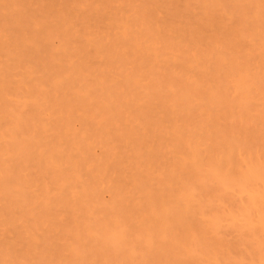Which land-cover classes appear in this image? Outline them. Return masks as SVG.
Listing matches in <instances>:
<instances>
[{
	"label": "rangeland",
	"instance_id": "obj_1",
	"mask_svg": "<svg viewBox=\"0 0 264 264\" xmlns=\"http://www.w3.org/2000/svg\"><path fill=\"white\" fill-rule=\"evenodd\" d=\"M263 20L264 0H0V264H264Z\"/></svg>",
	"mask_w": 264,
	"mask_h": 264
},
{
	"label": "bare ground",
	"instance_id": "obj_2",
	"mask_svg": "<svg viewBox=\"0 0 264 264\" xmlns=\"http://www.w3.org/2000/svg\"><path fill=\"white\" fill-rule=\"evenodd\" d=\"M214 1H215V0H214ZM254 2H255V0H254ZM259 3H260V2H259ZM254 6H255V5H254ZM43 7H44V6H43ZM48 7H49V5H48ZM261 7H262V6H261ZM46 8H47V7H46ZM258 8H259V7H258ZM255 9H257V8H255ZM48 10H49V9H48ZM148 11H149V10H148ZM49 12H50V11H49ZM149 13H150V12H149ZM152 13H153V12H152ZM244 13H245V12H244ZM14 14H15V13H14ZM25 14H26V13H25ZM56 14H57V13H56ZM15 15H16V14H15ZM17 15H18V14H17ZM19 15H20V14H19ZM23 15H24V14H22V16H23ZM31 15H32V13H31ZM47 15H48V14H47ZM51 15H52V14H51ZM143 15H144V14H143ZM145 15H146V14H145ZM149 15H150V14H149ZM20 16H21V15H20ZM20 16H19V17H20ZM22 16H21V17H22ZM32 16H33V15H32ZM49 16H50V14H49ZM59 16H60V15H59ZM16 17H17V16H16ZM16 17H15V18H16ZM27 17H29V16H27ZM150 17H151V15H150ZM15 18H14V19H15ZM35 18H36V16H35ZM60 18H61V17H60ZM148 18H149V16H148ZM148 18H147V19H148ZM16 19L18 20V18H16ZM28 19H29V18H28ZM30 19H31V18H30ZM235 19H236V18H235ZM240 19H244V18L241 17ZM17 20H16V23H17V22H20V21L22 20V18L20 19V21H17ZM23 20H24V18H23ZM61 20H62V18H61ZM222 20H223V19H222ZM237 20H238V18H237ZM245 20H246V19H245ZM25 21H26V20H25ZM30 21H31V20H30ZM48 22H49V21H48ZM48 22H47V23H48ZM258 22H259V23H258ZM258 22H257V24H260V25H261L260 27L263 29V25H264V24H263V23L261 24V23H260L261 21H258ZM262 22H264V20H263ZM16 23H15V24H16ZM20 23H22V22H20ZM20 23H19V25H20ZM23 23H25V22L23 21ZM23 23H22V24H23ZM251 23H254V22H251ZM17 24H18V23H17ZM25 24H26V23H25ZM28 24L30 25V23H28ZM238 24H239V23H238ZM241 24H242V23H241ZM62 25H63V24H62ZM242 25H244V24H242ZM23 26H24V25H23ZM23 26H22V27H23ZM25 26L27 27L28 25H25ZM49 26H50V25H49ZM148 26H149V24H148ZM151 26H152V25H151ZM173 26H174V25H173ZM173 26H171V27H173ZM15 27H16V26H15ZM20 27H21V25H20ZM26 27H25V30H26ZM28 27L30 28V26H28ZM47 27H48V26H47ZM57 27H58V26H57ZM57 27H56V29H57L56 31H58V29H59V28H57ZM149 27H150V26H149ZM149 27H148V28H149ZM153 27H154V26H153ZM169 27H170V26H169ZM237 27H238V26H237ZM249 27H250V26H249ZM251 27H252V25H251ZM255 27H256V25H255ZM255 27H254L253 29H255ZM155 28H156V27H155ZM13 29H14V28H13ZM15 29H17V28H15ZM251 29H252V28H251ZM253 29H252V30H253ZM256 29H257V28H256ZM258 29H259V28H258ZM18 30H19V28H18ZM41 30H42V29H41ZM50 30H51V27H50ZM52 30H53V27H52ZM54 30H55V29H54ZM169 30H170V29H169ZM259 30H260V29H259ZM14 31H15V30H14ZM148 31H149V30H148ZM150 31H151V30H150ZM39 32H40V31H39ZM58 32H59V31H58ZM68 32H69V31H68ZM157 32H158V31H157ZM20 33H21V32H20ZM45 33H46V32H45ZM53 33H54V31H53ZM55 33H57V32H55ZM16 34H17V35L19 34L18 31H17ZM34 34H35V33H34ZM47 34H48V32H47ZM50 34H51V31H50ZM67 34H68V33H67ZM155 34H156V33H155ZM157 34H158V33H157ZM22 35H23V34H22ZM37 35H38V34H37ZM153 35H154V34H153ZM43 36H45V35L43 34ZM50 36H51V35H50ZM50 36H49V37H50ZM52 36H53V35H52ZM61 36H62V35H61ZM63 36H64V35H63ZM165 36H167V35H165ZM165 36H164L163 38H165ZM169 36H170V35H169ZM169 36H168V37H169ZM41 37H42V36H41ZM149 37H150V36H149ZM161 37H162V36H161ZM35 38H36V37H35ZM46 38H48V37H46ZM145 38H146V36H145ZM159 38H160V37H159ZM200 38H201V37H200ZM147 39H148V38H147ZM174 39H175V38H174ZM201 39H202V38H201ZM160 40H161V39H160ZM163 40H164V39H163ZM163 40H162V41H163ZM172 40H173V39H172ZM184 40H186V39H184ZM162 41H161V42H162ZM164 41H165V44H163V45H165V47H167V46L169 47V46L171 45V44L169 45V43H167V45H166V41H167L166 38H165ZM168 41H169V40H168ZM176 41H180V40H176ZM205 41H206V40H205ZM148 42H149V41H148ZM174 42H175V41H174ZM172 43H173V42H172ZM177 43H178V42H177ZM201 43H202V42H201ZM236 43H237V42H236ZM39 44H40V43H39ZM155 44H156V43H155ZM161 44H162V43H161ZM202 44H203V43H202ZM231 44H232V43H231ZM24 45H25V43H24ZM156 45H157V44H156ZM174 45H175V44H174ZM28 46H29V45H28ZM171 46H172V45H171ZM175 46H176V45H175ZM179 46H180V44H179ZM187 46H188V45H187ZM190 46H191V45H190ZM192 46H193V45H192ZM215 46L217 47V45H215ZM230 46H231V45H230ZM233 46H234V45H233ZM25 47H27V46H25ZM183 47H184V45H183ZM103 48H104V47H103ZM133 48H134V47H133ZM153 48H154V46H153ZM163 48H164V47H163ZM163 48H162V49H163ZM179 48H180V47H179ZM225 48H226V47H225ZM229 48H230V47H229ZM77 49H78V47H77ZM168 49H169V48H167V50H168ZM170 49H171V47H170ZM175 49H176V48H175ZM185 49H186V48H185ZM222 49H223V48H222ZM235 49H236V48H235ZM25 50H26V49H25ZM79 50L82 51L81 49H79ZM136 50H137V49H136ZM172 50L174 51V47H173ZM179 50H180V49H179ZM186 50H187V49H186ZM213 50H214V49H213ZM181 51H182V50H181ZM214 51H215V50H214ZM233 51H234V50H233ZM26 52H27V51H26ZM40 52H41V51H40ZM169 52H170V50H169ZM209 52H211V51H209ZM215 52H216V51H215ZM67 53H68V52H67ZM77 53H79V52H77ZM77 53H75V54H77ZM83 53H84V52H83ZM83 53H82V54H83ZM106 53H107V52H106ZM106 53H105V54H106ZM176 53H178V52L176 51ZM189 53H190V52H189ZM202 53L205 54V52H202ZM31 54H32V52H31ZM80 54H81V53H80ZM99 54H100V53H99ZM179 54H181V53H179ZM184 54L186 55V53H184ZM187 54H188V53H187ZM207 54H208V53H207ZM207 54H206V55H207ZM21 55H22V54H21ZM83 55H84V54H83ZM116 55H117V54H116ZM118 55H119V54H118ZM120 55H121V54H120ZM189 55H190V54H189ZM209 55H210V54H209ZM214 55H216V54H214ZM219 55H220V54H219ZM76 56H77V55H76ZM108 56H109V55H108ZM212 56H213V55H212ZM223 56H224V55H223ZM115 57H116V56H115ZM185 57H186V56H185ZM203 57H205V56H203ZM203 57H201V58H203ZM207 57H208V56H207ZM216 57H217V56H216ZM83 58H84V57H83ZM87 58H88V57H87ZM113 58H114V57H112V60H113ZM186 58H187V57H186ZM205 58H206V57H205ZM225 58H226V57H225ZM232 58H233V57H232ZM234 58H235V57H234ZM39 59H40V58H39ZM65 59H66V58H65ZM80 59H81V58H80ZM183 59H184V58H183ZM187 59H188V58H187ZM187 59H186V60H187ZM216 59H218V57H217ZM139 60H141V59H139ZM186 60H185V61H186ZM207 60H208V59H207ZM207 60H206V61H207ZM229 60H231V58H230ZM40 61H43V60L41 59ZM52 61H53V60H52ZM61 61H62V60H61ZM67 61H69V60H67ZM141 61L143 62L144 60H141ZM220 61H221V60H220ZM220 61H219V62H220ZM236 61H237V60H236ZM247 61H248V60H247ZM43 62H44V61H43ZM65 62H66V61H65ZM70 62H71V61H70ZM219 62H218V65L221 64V63H219ZM230 62H231V61H230ZM47 63H48V62H47ZM49 63H50V62H49ZM53 63H54V62H53ZM81 63H82V62H81ZM111 63H112V62H111ZM143 63H144V62H143ZM143 63H142V64H143ZM148 63H149V62H148ZM148 63H147V64H148ZM234 63H235V62H234ZM77 64H78V63H77ZM216 64H217V63H216ZM243 64H245V63H243ZM246 64H249V61H248V63H246ZM47 65H48V64H46L45 66H47ZM49 65H50V64H49ZM49 65H48V66H49ZM60 65H61V63H60ZM73 65H74V64H73ZM143 65H144V64H143ZM143 65H142V67H143ZM145 65H146V64H145ZM145 65H144V66H145ZM148 65H149V64H148ZM219 66H222V64L219 65ZM232 66H233V65H232ZM249 66H250V65H249ZM38 67H39V66H38ZM81 67L83 68V65H82ZM233 67L235 68V66H233ZM233 67H232V68H233ZM240 67H241V66H240ZM243 67H245V66L243 65ZM246 67H247V66H246ZM40 68H42V66H41ZM43 68H44V67H43ZM50 68H51V67H50ZM84 68H85V67H84ZM217 68H218V67H217ZM221 68H222V67H221ZM249 68H250V67H249ZM249 68H248V69H249ZM63 69H64V68H63ZM76 69H77V67H76ZM185 69H186V68H185ZM237 69H238V68H237ZM59 70H60V69H59ZM77 70H78V69H77ZM84 70H85V69H82V72H84ZM249 70H250V69H249ZM54 71H55V70H54ZM56 71H57V70H56ZM64 71H65V70H64ZM64 71H63V72H64ZM75 71H76V70H75ZM79 71H81V70H79ZM239 71H240V70H239ZM244 71H246V70H244ZM76 72H77V71H76ZM57 73H58V71H57ZM61 73H62V72H61ZM78 73H79V72H78ZM186 73H187V72H186ZM186 73H185V74H186ZM244 73H245V72H244ZM54 74H56V72H55ZM63 74H64V73H63ZM168 74H169V73H168ZM185 74H183V75L185 76ZM259 74H260V73H259ZM61 75H62V74H61ZM186 75H187V74H186ZM245 75H247V74L245 73ZM249 75H250V74H249ZM56 76L58 77L59 75L56 74ZM59 77H60V76H59ZM169 77H170L171 80H172V74H169ZM169 77H168V79H170ZM176 77H177V76H176ZM188 77H190V75H189ZM260 77H261V76H260ZM49 78H50V77H49ZM55 78H56V77H55ZM53 79H54V78H53ZM175 79H177V78H175ZM178 79H179V78H178ZM190 79H191V77H190ZM227 79H229L228 76H227ZM242 79H243V78H242ZM244 79H245V78H244ZM252 79H253V78H252ZM256 79H257V78H256ZM263 79H264V78H263ZM48 80H49V79H48ZM50 80H51V78H50ZM58 80H60V79H58ZM171 80H168L169 82H168V81H167V82H168V83H170V82L172 83L173 80H172V81H171ZM179 80H180V79H179ZM179 80H177V81H179ZM216 80H217V78H216ZM216 80H215V81H216ZM225 80H226V79H225ZM261 80H262V79H261ZM261 80H260V82H261ZM181 81H182V80H181ZM51 82H52V80H51ZM59 82H60V81H59ZM63 82H65V81L63 80ZM67 82H69V81H67ZM67 82H66V83H67ZM179 82H180V81H179ZM179 82H178V84H179ZM188 82H189V81H188ZM198 82H199V81H198ZM202 82H203V81H202ZM217 82H218V81H216L215 83L217 84ZM219 82H220V81H219ZM219 82H218V83H219ZM223 82H224V81H223ZM223 82H222V83H223ZM246 82H247V81H245V84H246ZM252 82H253V81H252ZM252 82H251V83H252ZM163 83H165V82H163ZM168 83H167V84H168ZM171 83H170V84H171ZM174 83H175V81H173V83H172L171 85H173ZM229 83H230V81H228L227 84H229ZM242 83H243V80H242ZM249 83H250V82H249ZM70 84L72 85V82H71ZM70 84H68V86H69ZM176 84H177V83H176ZM176 84H175V86H176ZM181 84H182V83H181ZM193 84H194V83H191L190 85L193 86ZM195 84H196V83H195ZM197 84H199V83H197ZM197 84H196V85H197ZM204 84H205V83H204ZM53 85H54V84H53ZM155 85H156V82H155ZM163 85H165V84H163ZM218 85H220V84H218ZM241 85H242V84H241ZM249 85H250V84H249ZM256 85H257V84H256ZM178 86H179V85H178ZM184 86H186V84H184ZM200 86H201V85H200ZM204 86H205V85H204ZM247 86H248V85H247ZM247 86H246V88H247ZM63 87H65V86H63ZM63 87H62V88H63ZM156 87H157V86H156ZM190 87H191V86H190ZM212 87H213V86H212ZM217 87H218V86H217ZM222 87H223V86H222ZM224 87H226V86L224 85ZM244 87H245V86H244ZM56 88H57V87H56ZM59 88H60V87H59ZM59 88H58L57 90H59ZM62 88H60V89H62ZM184 88H186V87H184ZM184 88H183V89H184ZM188 88H189V87H188ZM188 88H187V90H188ZM241 88H242V87H241ZM190 89H192V88H189V90H190ZM204 89H205V88H204ZM217 89L220 90L221 88L219 87V88H217ZM225 89H227V88H225ZM197 90H198V89H197ZM218 90H217V91H218ZM221 90H222V89H221ZM223 90H224V88H223ZM223 90H222V91H223ZM245 90H246V89H245ZM222 91H221V92L219 91L220 94L222 93ZM224 91H225V90H224ZM226 91H228V90H226ZM179 92H180V91H179ZM179 92H178L177 89H176V93H179ZM182 92H183V90H182ZM201 92H202V91H201ZM204 92H205V91H204ZM204 92H203V93H204ZM180 93H181V92H180ZM186 93H187V92H186ZM208 93H210V92L208 91ZM214 93H215V92H214ZM226 93H227V92H226ZM184 94H185V93H184ZM194 94H195V93H193V95H194ZM199 94H200V91H199ZM174 95H175V94H174ZM179 95H180V94H179ZM193 95H192V96H193ZM200 95H202V94H200ZM200 95H199V96H200ZM203 96H204V95H202L201 97H203ZM177 97H179V96L177 95ZM184 97H185V95H184ZM194 97H195V99H196L197 96H194ZM221 97H222V96H221ZM185 98L188 100L187 97H185ZM197 98H200V97H197ZM203 98H204V97H203ZM207 98H208V97H207ZM211 98H212V97H211ZM223 98H224V97H223ZM172 99H173V98H172ZM218 99H219V98H218ZM63 100H64V99H63ZM182 100H183V99H181V101H182ZM201 100H202V99H201ZM119 101H121V100H118V102H119ZM184 101H185V100H184ZM184 101H182V102H184ZM206 101H207V100H206ZM219 101H220V100H219ZM172 102H173V101H172ZM177 102H178V101H177ZM192 102H193V101H192ZM192 102H191V103H192ZM207 102H208V101H207ZM215 102H216V101H215ZM84 103H85V102H84ZM212 103H213V102H212ZM218 103H219V102H218ZM231 103H233V102H231ZM116 104H117V101H116ZM118 104H121V105L123 104V105H124L125 103H122V101H121V103H118ZM214 104H215V103H214ZM220 104H221V103H220ZM229 104H230V103H229ZM229 104H228V105H229ZM83 105H84V104H83ZM85 105H86V104H85ZM121 105H120V106H121ZM179 105H180V104H179ZM189 105H190V104H189ZM120 106L116 105V109H119V108H117V107H120ZM179 107H180V106H179ZM213 107H215V106H213ZM101 108H102V107H101ZM110 108H112V107H110ZM182 108H183V107H182ZM199 108H201V107H199ZM112 109H113V111H114L115 108H112ZM109 110H110V109H109ZM197 110H199V109L197 108ZM111 111H112V110H111ZM92 112H93V111H92ZM96 112H98V111H96ZM107 112H109V111H107ZM114 112H115V111H114ZM117 112H120V111H117ZM181 112H182V111H181ZM184 112H185V110H184ZM93 113H94V112H93ZM101 113H102V112H101ZM103 113H104V112H103ZM111 113H112V112H111ZM121 113H122V112H121ZM176 113H177V112H176ZM97 115H98V114H97ZM97 115H96V116H97ZM102 115H103V114H102ZM108 115H110V113H109ZM112 115H114V117H115V114H112ZM172 115H173V114H172ZM174 115H176V114H174ZM103 116H106V115L104 114ZM116 116H117V115H116ZM118 116H119V115H118ZM137 116H138V115H137ZM108 117H109V116H108ZM108 117H107V118H108ZM120 117H121V115H120ZM174 117H175V116H174ZM176 117L178 118V116H176ZM176 117H175V118H176ZM111 118H112V117H111ZM111 118H110V119H111ZM122 118H123V117H122ZM180 119H181V118H180ZM202 119H203V118H202ZM173 120H175V119H173ZM176 120H177V119H176ZM183 120H184V119L182 118V122H184ZM186 120H187V119H186ZM109 121H110V120H109ZM109 121H108V122H109ZM177 121H178V120H177ZM206 121H207V120H206ZM187 123H188V122H187ZM187 123H186V125L188 126ZM201 123H202V122H201ZM192 124H194V121H193ZM199 124H200V123H199ZM186 125H184V126H186ZM195 125H196V123H195ZM201 125L203 126V124H201ZM201 125H200V126H201ZM207 125H208V124L206 123V127H207ZM187 126H186V127H187ZM193 126H194V125H193ZM204 126H205V124H204ZM213 126H215V125H213ZM190 127H191V126H190ZM206 127H205V128H206ZM218 127H219V126H218ZM202 128H203V127H202ZM217 129H218V128H217ZM217 129H216V130H217ZM202 130H204V128H203V129L200 128L201 133H202ZM219 130H220V129H219ZM187 131H188V130H187ZM187 131H186V133H187ZM217 131H218V130H217ZM221 131H222V130H221ZM222 132H223V131H222ZM184 133H185V130H184ZM188 133H189V132H188ZM203 133H205V132H203ZM206 133H207V134H211V132H208V131H206ZM206 133H205V134H206ZM197 134H198V133H197ZM197 134H196V135H197ZM207 134H206V135H207ZM215 134H216V132H215ZM206 135H205V136H206ZM212 135H213V134H212ZM200 136H201V135H200ZM208 136H209V135H208ZM208 136H206L207 140H208ZM223 136H224V135H223ZM196 137H197V136H196ZM209 137H211V136H209ZM194 138H195V137H194ZM194 138H192V140H193ZM211 138H213V136H212ZM189 139H190V138H189ZM201 139H203L202 136H201ZM209 140H210V139H209ZM190 141H191V140H190ZM199 141H200V140H199ZM199 141H198V142H199ZM204 141H205V137H204ZM210 141H211V140H210ZM229 141H230V140H229ZM201 142H203V141H201ZM207 142H208V141H207ZM230 142H232V141H230ZM234 142H235V141H234ZM224 143L226 144V141H224ZM224 143H223V144H224ZM228 143H229V142H228ZM189 145H192V143L189 144ZM197 145H198V144H197ZM228 145H230V144H228ZM232 145H234V143H233ZM232 145H231V146H232ZM222 146H223V145H222ZM224 146H225V145H224ZM224 146H223V147H224ZM213 147H215V146H213ZM216 147H217V146H216ZM234 147H235V145H234ZM225 148H226V147H225ZM225 148H224V149H225ZM212 149H213V151L216 150V148H215V149L212 148ZM218 149H220V146H218ZM221 149H222V147H221ZM221 149H220V150H221ZM191 150H192V149H191ZM222 150H223V149H222ZM251 150H252V149H251ZM210 151H211V150H210ZM213 151H212V153H213ZM218 151H219V150H218ZM223 151H224V150H223ZM225 151H226V150H225ZM230 151H231V150H230ZM219 152H220V151H219ZM230 153H231V152H230ZM210 154H211V153H210ZM221 155H222V154H221ZM223 155H224V154H223ZM232 155H233V154H232ZM234 155H235V154H234ZM193 156H196L195 158H197V155H193ZM217 156H218V154H217ZM217 156H216V157H217ZM225 156H226V155H225ZM211 157H212V156H211ZM229 157H230V156H229ZM195 158H194V159H195ZM227 158H228V157H227ZM232 158L234 159V157H232ZM225 159H226V158H225ZM225 159H224V160H225ZM230 159H231V158H230ZM191 160H192V159H191ZM216 161H217V160H216ZM193 162H194V160H193ZM197 162H198V161H197ZM212 162H214V161H212ZM222 162H225V161H222ZM231 162H232V161H231ZM230 164H231V163H230ZM191 165H192V164H191ZM208 165H209V164H208ZM218 165H219V164H218ZM223 165H224V164H223ZM193 166H194V164H193ZM215 166H216V165H215ZM230 166H231V165H230ZM234 166H235V165H234ZM222 167H223V166H222ZM228 167H229V166H228ZM197 168H198V166H197ZM219 168L221 169V167H219ZM254 168H255V167H254ZM217 169H218V168H217ZM220 169H219V170H220ZM223 169H224V168H223ZM215 170H216V169H215ZM209 171H210V170H209ZM211 171H212V170H211ZM211 171H210V172H211ZM228 171H229V170H228ZM258 171H259V170H258ZM217 172H218V171H217ZM219 172H220V171H219ZM225 172H226V171H225ZM231 172H234V170L231 171ZM252 172H253V171H252ZM254 172H255V171H254ZM213 173H215V172H213ZM249 173H250V172H249ZM221 174H222V173H221ZM257 174H258V173H257ZM260 174H261V173H260ZM200 175H202V174H200ZM200 175L197 174L196 176H199V178H202V177H200ZM232 175H234V177H235V173H234V174L231 173V176H232ZM245 175H246V176H245ZM245 175H244V176H245L246 178L249 176V175H247V174H245ZM250 175H251V174H250ZM258 175H259V174H258ZM223 176H224V175H223ZM226 176H227V175H226ZM231 176L228 175L227 177H231ZM237 176H238V175H237ZM193 177H194V176H193ZM241 177H242V176H241ZM250 177H251V176H250ZM239 178H240V177H239ZM242 178H244V177H242ZM174 179H176V178L174 177ZM228 179H229V178H228ZM228 179H227V180H228ZM247 179H249V177H248ZM192 180H195V179L193 178ZM204 180H205V179H204ZM204 180H201V182L204 181ZM165 182H166V181H165ZM165 182H163V184H164ZM166 183H167V182H166ZM165 188H166V187L164 186V189H165ZM148 190H149V189H148ZM145 191H147V189H146ZM160 191H161V190H160ZM187 193H188V192H187ZM187 193H186V194H187ZM158 194H160L159 191H158ZM158 194H157V195H158ZM186 194H185V195H186ZM188 194H190V193H188ZM191 194H192V193H191ZM158 196H159V195H158ZM158 196H157V197H158ZM183 196H184V195H183ZM189 196H190V195H189ZM155 198H156V197H155ZM158 198H159V197H158ZM156 199H157V198H156ZM184 199H185V200H184ZM184 199H183V201H186V199L188 200V198H185V197H184ZM177 200H178V199H177ZM177 200H176V201H177ZM180 200H181V199H179L178 202L181 203ZM17 201H18V200H17ZM171 201H172V200H171ZM171 201H170V202H171ZM156 202H157V201H156ZM156 202H154V204H155ZM161 202H162V201H161ZM170 202L168 201V203H167L166 205H168ZM172 202H173V201H172ZM172 202H171V203H172ZM165 203H166V201L163 203V205H164ZM173 203H174V202H173ZM180 203H179V205H181ZM158 204H159V203H158ZM175 204H176V203H175ZM161 206H162V204H161ZM156 207L158 208V206H156ZM164 207H165V206H164ZM168 207H169V206H168ZM168 207H167V208H168ZM175 207H176V206H175ZM177 207H178V206H177ZM157 208H156V209H157ZM159 208H160V206H159ZM171 208H172V207H171ZM171 208H170V209H171ZM152 209H155L154 205H153V208H152ZM152 209H151V210H152ZM164 209H165V208H164ZM175 209H177V208H175ZM168 210H169V208H168ZM178 210H180V209H178ZM176 211H177V210H176ZM181 211H183V209H181ZM181 211H180V212H181ZM149 212H150V210H149ZM169 212H172V216H173V211H169ZM178 212H179V211H178ZM180 212L178 213L179 216L182 215V216H184V217H187V218H185V219L188 220V215H187L188 213L186 214L187 216H185L184 213H182V214L180 215ZM186 212H187V211H186ZM174 213H175V212H174ZM176 213H177V212H176ZM168 214H169V213H168ZM168 214H166V215L168 216ZM166 215H165V216H166ZM170 216H171V215H169L168 217L170 218ZM182 216H181V218L179 217L181 220L178 218V216H177V218L179 219V221L176 220V219H175V220L178 221L177 224H181V223H183V225H185L184 223H185L186 221H185V222L182 221V220L184 219V217H182ZM168 217H167V218H168ZM161 218H162V216H161ZM159 219H160V217H159ZM163 219H164V218H163ZM185 219H184V220H185ZM161 220H162V219H161ZM164 220H165V219H164ZM172 220L175 222L174 218H172ZM165 221H166V220H165ZM165 221H162V222L165 223ZM180 221H182V222H180ZM188 221H189V220H188ZM188 221H187V222H188ZM155 222H156V221H155ZM168 222H169V221H166L167 224H168ZM179 222H180V223H179ZM163 223H160V222H159L158 224H160L161 226H160V227L157 226V227H155V228H163V226H164ZM166 223H165V225H166ZM155 224L158 225L157 222H156ZM154 226H155V225H154ZM166 226H167V225H166ZM166 226L164 227V229L166 228ZM169 226H170V225H169ZM176 226H177V225H176ZM176 226H173V227L175 228ZM168 228H169V227H168ZM166 230H167V229H166ZM109 231H110V230H109ZM157 231H159V230H157ZM160 231H162V230H160ZM166 232H167V231H166ZM109 233H110V232H109ZM111 233H112V232H111ZM164 233H165V232H164ZM112 234H113V233H112ZM110 235H111V234H110Z\"/></svg>",
	"mask_w": 264,
	"mask_h": 264
}]
</instances>
